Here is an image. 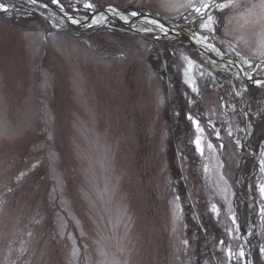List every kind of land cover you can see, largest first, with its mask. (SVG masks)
<instances>
[{
	"label": "rangeland",
	"instance_id": "rangeland-1",
	"mask_svg": "<svg viewBox=\"0 0 264 264\" xmlns=\"http://www.w3.org/2000/svg\"><path fill=\"white\" fill-rule=\"evenodd\" d=\"M45 1L195 28L250 88L155 27L61 31L54 11L0 0V264H264L260 0L210 9L215 33L187 0Z\"/></svg>",
	"mask_w": 264,
	"mask_h": 264
},
{
	"label": "snow or ice",
	"instance_id": "snow-or-ice-1",
	"mask_svg": "<svg viewBox=\"0 0 264 264\" xmlns=\"http://www.w3.org/2000/svg\"><path fill=\"white\" fill-rule=\"evenodd\" d=\"M33 3L36 2V0H32ZM53 3H58V0H52ZM235 4V0H228L227 3L221 2V0H199V2H194V0H187L186 4L181 5L182 7H186L188 9H191L192 12L195 13V15L199 18L200 20V28L207 30V32L209 33H215L216 29L213 27L214 25V17L213 15L210 13V9H216V10H220L222 11L225 8H229L234 6ZM85 8H93V5L91 3H87L84 5ZM260 7L261 9H264V0H260ZM0 11L3 12H7L8 11V7L3 4L0 3ZM111 11L115 12V9H111ZM118 15H120L119 13H117ZM137 15H145L143 13H138L137 11H132L131 12V16L132 17H136ZM120 18L125 20L127 22L128 17L124 16V15H120ZM145 19L147 20V16L145 15ZM73 23H78V21H76L75 19L72 20ZM148 23H151L153 25H156L157 27H159L161 30H163L164 25L163 24H159L158 21L156 20H148ZM145 31H151L152 29L150 28H145ZM209 39L208 36H203V40L207 41ZM212 51L216 52L217 55H224V53H222L219 49H217L215 47V45H207ZM236 55H239V53H236ZM261 56H264V51L261 52ZM245 63H247V61H244ZM252 65L249 64V67H251ZM189 67H191V63L189 64ZM249 79H252L251 76L248 77ZM257 84L260 83V81H256ZM191 86V85H190ZM192 91L196 92L198 91V89L194 86H192ZM190 120H192V117L189 116L188 117ZM193 124H195L197 127H199L198 122L193 120ZM200 131H203V129H200ZM229 135H231V133H229ZM217 136H219V133H217ZM195 144L197 146V150L201 152V155H203V149L201 148V142H200V137L198 136ZM209 148L212 147L211 144L208 145ZM262 165V171H264V160H262L261 162ZM260 192L262 194H264V186L260 187ZM262 212H264V209H262ZM244 253L243 251L240 252V256H243Z\"/></svg>",
	"mask_w": 264,
	"mask_h": 264
},
{
	"label": "bare ground",
	"instance_id": "bare-ground-1",
	"mask_svg": "<svg viewBox=\"0 0 264 264\" xmlns=\"http://www.w3.org/2000/svg\"><path fill=\"white\" fill-rule=\"evenodd\" d=\"M109 12H112L113 13V11H109ZM108 14V12H102V13H99V14H97V15H95L94 16V19H93V21H92V24H100V23H102L104 20H105V18H106V15ZM111 14V13H110ZM114 15H117V13L115 12V14ZM118 16V15H117ZM157 27V26H156ZM137 28H139V29H141V30H144L146 27L144 26V24H139V25H137ZM157 31H159V32H161L162 30L159 28V27H157ZM194 41H195V43L197 44V46H199V47H201L202 48V46H204V40L201 38V37H198V36H196L195 37V39H194ZM205 47V46H204ZM226 63H228V62H222L220 65H221V67L224 69L226 66H228ZM240 67V66H239ZM242 70H244L243 68H239V69H237L236 67L234 68V69H232V68H228V70L227 71H230V73L232 74V76L234 77V78H236V77H239V79H240V77H241V73L242 74H244L243 72H242Z\"/></svg>",
	"mask_w": 264,
	"mask_h": 264
},
{
	"label": "water",
	"instance_id": "water-1",
	"mask_svg": "<svg viewBox=\"0 0 264 264\" xmlns=\"http://www.w3.org/2000/svg\"><path fill=\"white\" fill-rule=\"evenodd\" d=\"M86 22H88V21H82L81 23H82V24H85Z\"/></svg>",
	"mask_w": 264,
	"mask_h": 264
}]
</instances>
